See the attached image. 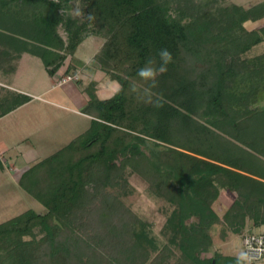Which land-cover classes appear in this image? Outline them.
Segmentation results:
<instances>
[{
  "label": "trees",
  "instance_id": "trees-1",
  "mask_svg": "<svg viewBox=\"0 0 264 264\" xmlns=\"http://www.w3.org/2000/svg\"><path fill=\"white\" fill-rule=\"evenodd\" d=\"M73 2L82 17L68 14ZM263 18L264 3L245 9L233 0H0V80L7 85L23 55L39 58L53 78L90 36L106 39L95 61L120 84L109 99L88 92L89 129L23 174L21 188L47 213L29 210L0 224V264H70L89 250L107 255L106 264L133 262L135 254L145 262L158 241L121 209L118 193L132 175L173 208L164 229L167 260L179 252L183 264H214L200 259L213 249L214 225L237 235L247 218L264 226V54L247 57L264 41V28L244 26ZM161 49L171 60L153 83L139 71L158 67ZM31 100L0 85V119ZM226 187L238 198L221 219L213 204ZM94 203L101 210L93 223L104 229L82 247L73 224ZM36 230L47 246L44 263Z\"/></svg>",
  "mask_w": 264,
  "mask_h": 264
},
{
  "label": "rangeland",
  "instance_id": "rangeland-1",
  "mask_svg": "<svg viewBox=\"0 0 264 264\" xmlns=\"http://www.w3.org/2000/svg\"><path fill=\"white\" fill-rule=\"evenodd\" d=\"M237 1L241 2V0ZM68 14L76 18L82 17L78 2L72 3ZM60 33L66 37L63 30H60ZM105 41V38L97 36L87 38L74 57L67 59L64 68L57 75L58 79L54 80H51L39 58L31 55L26 56L16 83L20 88L32 94V100L22 108L17 109L15 113L0 120V224L29 210L39 214L47 213L45 207L21 188L19 181L28 169L62 149L71 140L76 139L77 135H82L89 129L86 130L90 120L82 116L83 109H79L77 102L74 103L70 99V97L73 98L71 94L82 90L86 94L89 92L97 99L105 100L114 96L120 89V84L114 79L113 74L109 75V73L101 71L95 61V56ZM254 56H257V53L247 54V57ZM69 65L72 66V69L70 75H67L66 69ZM62 73L64 74L62 75ZM136 86L141 87L139 90L148 92L142 84L137 82ZM72 88L74 89L71 90ZM87 95L84 97L88 100V104L91 97ZM74 96L78 97L77 92ZM50 100H53L54 104L62 105H53L49 103ZM63 104L73 106L76 112L65 108ZM128 183L129 186L126 185V190L122 189L118 192L123 203L121 209L124 210L125 208V210L128 209L135 213L139 220L145 223L149 235L156 238L159 247L156 252H150L145 262L140 261V257L135 254L133 262L126 261L124 264H183L179 252H177L176 257L167 260L162 249L164 245L169 243L164 234V229L173 208L164 200L151 195L148 192L146 182L137 175L129 176ZM124 192L129 193L123 195ZM100 206L99 203L88 205L83 212L79 213L77 219L80 220H76L73 224L77 232L76 240L78 238V243L82 247L85 246L90 237L93 238L92 233L101 232L104 229L102 224L93 223L100 214ZM222 230L223 226L214 225L212 235L216 241L219 240ZM43 236L44 234L40 230H36L37 238L34 245L39 249L40 263H44L43 258L47 248L41 240ZM31 238L26 237L25 239ZM123 240L121 239V244ZM241 243L240 239L237 247L239 256L242 255ZM227 249L230 250V248ZM107 253L111 252L105 254ZM81 255L83 264H106L107 255L102 258L100 253L95 255L90 250L89 252L83 251ZM207 255L209 254H201V256ZM120 257L117 256V259ZM180 260L181 262H179ZM81 261L74 257L70 264H80ZM246 264H264V260Z\"/></svg>",
  "mask_w": 264,
  "mask_h": 264
},
{
  "label": "crops",
  "instance_id": "crops-1",
  "mask_svg": "<svg viewBox=\"0 0 264 264\" xmlns=\"http://www.w3.org/2000/svg\"><path fill=\"white\" fill-rule=\"evenodd\" d=\"M249 1V2H248ZM233 2L241 7H244L245 9H249L259 3H264V0H241V2L237 1V0H233ZM255 3V4H254ZM245 28L248 30V31H252L254 29H262L264 28V18L261 20V21H258V22H252V21H248L244 24ZM250 53H257V55H260V54H264V41L261 42L260 44L256 45L250 52ZM28 54H25L23 55V58L21 59L20 61V64L18 66V69H17V72L16 74L14 75L13 77V80H12V83L11 85H7L5 82V80H0V85L3 86V87H7L15 92H18V93H23V94H27L29 96H32V94L30 92H27L25 90H23L22 88H20L18 86V84L16 83V79L18 77V74L20 73V70H21V66L26 58ZM62 71V69L58 72L60 73ZM57 73V75H58ZM64 73H62L63 75ZM55 76L53 78H51V80H54V79H58V76ZM19 78V77H18ZM54 83V82H53ZM74 88H72L71 90H73ZM75 92H77V96L78 97H75L74 94ZM73 94V98L70 97V99L73 100V102H77V105H78V108L79 109H83L86 105H87V102L88 100L84 97V95H87L86 92L84 91H75ZM88 96V95H87ZM51 104L53 105H62V104H59V103H56L54 104V101L53 100H50ZM28 104V103H27ZM26 105V104H25ZM63 106H65L63 104ZM23 107V106H22ZM20 107V108H22ZM73 106H65V108H69L72 112H76L75 108ZM19 109V108H18ZM77 109V108H76ZM17 110H14L13 112H11L10 114L12 113H15ZM10 114H8L7 116L5 117H8ZM83 117L89 119V125L87 126L86 130L90 127L91 125V116L89 115H86V114H83L81 113ZM2 120V118L0 119ZM80 135V134H79ZM79 135H77L76 137H78ZM72 141V140H71ZM216 164H218L219 162H215ZM219 166L223 167L224 169H227L229 171H233V172H236V173H240L241 175H246V176H249V177H253V178H257L256 176H253L252 174H250V172H248L247 170H243L241 168H236L237 166H234V165H231V164H227V165H224V164H221L219 163L218 164ZM230 178H233L231 176H229V180ZM259 179V178H258ZM229 180H227L229 182ZM226 181V179H225ZM238 198V194L237 192L233 189V188H230V187H226V188H222L221 191H220V194H219V197L217 198V200L214 202L213 204V209L214 211L217 210L218 212H216L218 214V216L223 219V217L225 216V214L228 212V210L232 207V205L234 204V202L237 200ZM223 216V217H222ZM217 225H221L223 226V230L222 232H220V236H219V240H215L213 235H212V229H211V236L213 238V249L211 250V252H207L209 255L207 256H201L200 259L202 261H209V260H213L214 264H218V261H215V258L216 257H223L222 259H219V262L220 264H235L233 262L234 259H236L237 261H243L242 260V256H243V247H242V243H241V250H242V255L239 256L237 251V247H238V241H242V236L246 233H252V232H255V231H262L264 229V226H261V227H255L254 226V222L253 220L247 218V221H246V225H245V228L243 230V232L241 234H234L232 231H230L226 226L222 225V224H217ZM231 246V247H230ZM227 248H230V250H228ZM232 252V253H230ZM205 253V254H207ZM242 264H246V263H242Z\"/></svg>",
  "mask_w": 264,
  "mask_h": 264
},
{
  "label": "built area",
  "instance_id": "built-area-1",
  "mask_svg": "<svg viewBox=\"0 0 264 264\" xmlns=\"http://www.w3.org/2000/svg\"><path fill=\"white\" fill-rule=\"evenodd\" d=\"M245 263L264 260V229L260 232L247 233L242 239Z\"/></svg>",
  "mask_w": 264,
  "mask_h": 264
},
{
  "label": "clouds",
  "instance_id": "clouds-1",
  "mask_svg": "<svg viewBox=\"0 0 264 264\" xmlns=\"http://www.w3.org/2000/svg\"><path fill=\"white\" fill-rule=\"evenodd\" d=\"M89 19H91V15H89ZM159 56L161 59V63L158 67L145 66L141 68L139 71V75L144 78H153V83H155L154 77L157 73H163L167 71V64L171 60V53L167 49H161L159 51ZM152 61H149V64H152Z\"/></svg>",
  "mask_w": 264,
  "mask_h": 264
}]
</instances>
